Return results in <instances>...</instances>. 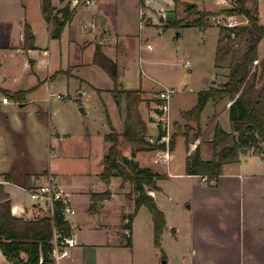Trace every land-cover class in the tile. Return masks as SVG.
<instances>
[{
	"label": "crops",
	"instance_id": "obj_1",
	"mask_svg": "<svg viewBox=\"0 0 264 264\" xmlns=\"http://www.w3.org/2000/svg\"><path fill=\"white\" fill-rule=\"evenodd\" d=\"M213 1L215 2L210 5L217 10L231 8L234 3V0ZM42 3L43 0H20L24 12L22 19L18 21L19 33L15 50L33 58L25 59L21 66L22 70L29 69L30 83L18 89L26 93L22 99L14 100L17 108H6L10 105L9 96L5 95L9 99L6 103L0 100V184L4 185V190L10 197L11 213L17 217H31L36 211L42 212V208L33 207L24 189L43 182L47 172H54L63 188L71 193L75 214L69 216L68 223L69 229L77 237V245L72 248L68 257L59 260L49 257L44 264H264V152L243 148L238 160L225 163L222 174L216 178L206 179L200 175L185 173L186 156L197 145H200L201 157L205 160L213 157L209 138L214 122H209V118L215 112L218 113L216 119L228 117L232 101L206 103L199 120L201 134H205V141L210 147L206 150L200 134L189 141V145L197 143L190 148L186 147V140L179 135L172 151H136L130 145L122 147V153L127 157L133 156L141 167L165 176L156 181L158 189L147 188V193L154 197L159 209L165 214L166 224L160 236V246L156 247L153 242L152 216L144 205L140 206L133 217L131 226L126 228L128 214L133 211L135 195L131 193L128 181L122 184L121 177H101L103 157L109 147L103 153L95 154L90 148L91 134L88 132L86 136L82 135L84 133L78 124V116L73 121H76L74 124L79 137L75 141L70 140L71 133L75 131L58 123L50 124L52 117L48 113L42 117L45 110L38 103L42 95L32 94L36 88L44 86V90L50 91L51 83L57 80L56 74L76 71L79 81L84 82L86 73L81 70L95 64L91 55L96 46L109 56L106 50L112 44V33L107 25L108 21L102 18L103 15L118 7L121 19L127 22L129 19L125 17L127 15L124 11L127 9L133 20L132 25L137 23L140 27V3L138 0H103L94 7L82 8V12L78 13V23L74 22L77 10H70L72 16L66 21L58 38L51 37L53 24L45 20ZM50 3L54 6L53 15L57 17H61L65 9H70L69 5L63 4V0H50ZM245 5L248 9H257L259 21L264 24V0H246ZM26 24L30 26L35 41L34 48L24 50L23 33ZM75 24L79 27L78 38H82L84 47L88 46L90 49L91 58L87 62H74L69 57L70 50H80L79 42L70 44L69 34ZM96 38L99 40L96 41ZM63 44L68 45L66 50L61 48ZM55 46L59 49L58 52ZM185 65L186 63L183 64L184 67ZM18 73L14 76L16 81L21 76ZM98 73L108 79L107 73ZM226 75H222L224 80L227 79ZM5 78L0 65V81ZM222 82L213 81V84ZM108 83L105 85L107 87L93 85V89L99 90V94H111L114 83ZM139 88L145 96L152 94V89L142 86ZM143 99L144 102L148 97ZM143 102L138 107L142 116L143 109L146 112L143 117L148 128L146 140L152 142L160 132V125L156 121L158 109L155 105L148 113ZM111 103L117 111L115 100ZM209 105L213 109H207ZM205 111L206 116L203 117ZM180 112L176 115L169 113L170 118L180 119ZM108 116L117 132H122L124 116L120 118L116 115L115 122L110 112ZM103 118L104 116L102 120ZM229 123L231 129V121ZM196 125L198 128L197 123ZM53 135L56 136L57 145L62 146L66 139L72 145L76 144L75 147H79L81 153L57 150L52 143ZM17 139H21L27 148L18 146ZM180 140L183 149L177 152ZM262 146L264 148L263 144ZM158 151L166 152L168 159L155 163ZM6 173L10 174L9 180L2 177ZM173 178L180 180L172 181ZM163 183L176 184L178 190L165 191ZM106 190L110 196L105 199L92 196V193H104ZM21 257L26 259L27 254L21 252ZM0 264H12L1 249Z\"/></svg>",
	"mask_w": 264,
	"mask_h": 264
},
{
	"label": "rangeland",
	"instance_id": "obj_2",
	"mask_svg": "<svg viewBox=\"0 0 264 264\" xmlns=\"http://www.w3.org/2000/svg\"><path fill=\"white\" fill-rule=\"evenodd\" d=\"M212 2L215 1L152 0L150 2L151 4L146 7L148 21L144 28H140L137 23L132 25L133 20L128 14L127 9L124 10L127 15L125 17L129 19L127 22L121 19L120 8L110 9V11L105 13L102 17L108 21L107 25L112 33V44L107 47L106 52L117 64L119 85L114 86L113 84L112 91H110L111 94H99V90L93 89V85L102 87L109 84L108 82L113 81L109 73L95 64L84 67V69L81 70L86 73V80L84 82L79 81L76 76V71H71L70 74L63 73L64 75L56 74L55 79L59 81L54 80L51 83L52 86L50 91L44 90V86L36 88L32 94V96L42 95V99L38 101L45 110L42 117L48 113V115L52 117L50 124L52 123L55 125L58 123L61 126L68 127L70 130L73 129L75 132L71 133L70 140L75 141L79 136L75 126L76 121H73V119H76V116H78V124L83 130L82 133H84L82 135L86 136V134L90 132V148L95 154H98L100 152L103 153L104 150L110 146L109 143L104 141L103 135L111 131L110 125H108L105 118L106 114L110 112L111 116L114 118V122L116 115H119L120 118L125 116L124 98H120L118 103L115 101L117 111L114 110L115 108L112 107L111 103L115 100L114 93L118 92L121 88L136 89L142 86V88L152 89L151 95L145 96V94H142V97H148L147 100L144 102L142 101L148 113H150L156 105L157 97L155 96H157V93L165 86L170 89L171 87L176 88V92L171 95L168 102L170 106L169 113L172 112V114L175 113L176 115L182 110H189L195 106L198 92L208 88L213 84V81L222 82V80H224L222 75L228 74L230 69L236 66L243 51L248 45L246 39L247 35L244 33L240 34L238 38H235L233 41L227 42L223 40L219 44L220 58L216 60V48L220 38V30L218 28L220 27V22H228L231 19L236 21L235 26H238L246 25L247 19L242 15L228 16L224 13L219 14L220 10L210 5ZM190 3L196 5L192 11H189L187 8V5ZM70 10L75 9L70 7ZM76 10L74 22L78 23L77 21H79L80 16L78 13H81L82 9L77 8ZM195 11H208L211 13V15L207 17L208 26L204 27V29L198 26L187 25L188 20L197 16ZM23 12L22 6H20V0H0V65L4 75H6L5 80L0 81V100H2L5 95L9 96L10 105L6 106V108L12 109H16L17 105L14 99L11 98V93H14L20 87L30 83L29 69L22 70V63L25 59L29 60L33 58L26 57L24 52L21 53L15 50L19 33L18 21L22 19ZM169 12L173 13L172 18L186 21L180 26L173 24L168 25L167 14ZM223 32H227V30H223ZM79 36V27L75 24L69 34V38L71 39L70 44L72 45L79 42L78 45L80 46V50H70L69 57L70 60H74V62H87L93 54L89 56L90 49L88 46L84 47L83 39L78 38ZM97 40L99 39L96 38V41ZM67 41L69 42V39ZM146 43L151 45L150 49L146 48ZM89 44L92 46L91 43ZM261 45L259 52L260 55H264V41ZM67 46V44H63L61 48L66 50ZM56 51H59L57 47ZM93 57L91 59H93ZM187 61L189 64L184 67L183 64L187 63ZM258 62L259 60L256 59L248 64V73L244 82L241 84L242 88L253 81L258 70ZM214 63L217 65V68ZM40 71L42 72V69ZM98 72L107 73L108 79L99 75ZM15 73L21 75L17 81L16 78L14 80ZM123 84L125 86H123ZM6 90H8L7 93L5 92ZM49 92L50 95H48ZM83 92H85V94L82 95ZM81 108L84 109V112L81 111ZM209 108L213 109L211 105L207 106V109ZM143 115H146L144 109ZM103 116L104 118L102 120ZM204 116H206V111L203 113V117ZM226 117H221L220 122L224 128L229 130L230 123L228 117L227 119ZM170 123L168 140L172 133H175L176 137L178 135L181 136L183 139L188 137L187 140L189 141H193L195 136L200 134L202 137L201 142L205 144V150L211 147L210 145L209 147L208 142L205 141V134L202 136L199 125L198 128H196L197 125L194 121H184L182 118H170ZM184 131H187V136L183 135ZM52 137V143H54L57 150H65L66 153H69L70 150L75 154L78 152L81 153L78 149L79 147H75L76 144L72 145L65 139L62 142V146H59L55 143L56 136L53 135ZM153 140L154 139H152V142L151 140L147 141L153 144L155 143ZM181 140L179 146L177 145V152L183 149ZM16 144L18 146L22 145L24 149L27 148L26 144H24L21 139H17ZM195 144L197 143L192 142L188 147L190 148V146ZM125 145L121 146V150ZM143 162L146 161L143 160ZM173 180L177 181L180 180V178H173L172 181ZM163 185L165 191L170 190L173 192L178 190L176 184L171 185L170 183H163ZM165 186L168 187L165 188ZM159 203H162L161 200Z\"/></svg>",
	"mask_w": 264,
	"mask_h": 264
},
{
	"label": "trees",
	"instance_id": "obj_3",
	"mask_svg": "<svg viewBox=\"0 0 264 264\" xmlns=\"http://www.w3.org/2000/svg\"><path fill=\"white\" fill-rule=\"evenodd\" d=\"M246 0H234L231 8L220 9V13L228 16L242 15L247 19L246 25L234 27L220 26V38L216 48V60L220 58L221 41H233L242 33L247 35L248 45L243 51L239 62L230 69L227 79L220 84H212L209 88L198 92L197 103L189 110L180 112V117L184 121L192 120L199 125V120L206 103L211 101L216 104L223 100L232 101L229 107V121L231 129L223 127L219 119H216L218 113L215 112L209 122H214L212 133L209 138V144L212 148V158L205 160L200 155V145H197L192 153L187 155L185 164V173L196 174L206 179H212L222 174V168L225 163L238 160V155L243 148H253L255 151L261 150L264 145V55H260L259 48L264 41V24H261L258 17L257 9H248L245 5ZM43 12L45 20L52 22L54 30L51 37L58 38L62 32L67 20L72 16L70 9H65L61 17L53 15L54 6L50 0H43ZM194 4L189 11L194 10ZM67 8V7H66ZM196 17L188 20L187 25L198 26L202 29L208 26L207 17L211 15L208 11H195ZM174 19V18H173ZM186 21V20H185ZM185 21L174 19L169 24L180 26ZM227 30V32H223ZM23 49L34 48V35L30 31V26L25 25L23 33ZM93 62L102 67L118 86V73L116 62L106 56L96 46L93 53ZM259 60L257 73L252 82L245 85L244 82L248 73V64ZM217 66V65H215ZM8 90L5 92L7 93ZM26 92L16 90L11 93L14 100L22 99ZM143 90L141 88L126 89L121 88L114 93L115 101L118 103L120 98L125 101V116L123 120L124 128L122 132L117 130L110 123L108 114L106 119L110 125L111 131L104 134V140L110 143L107 153L103 157V171L101 177L110 179L112 176L122 178V184L128 181L131 185V193L135 195L133 199V211L128 214L126 228L131 226L133 217L138 212L141 205H144L151 213L154 227L153 242L156 247L160 246V236L165 228V214L159 209L152 195L147 193V188L158 189L156 181L165 177L159 173L152 172L147 167H141L132 157H127L122 153V145H130L138 150H170L174 148L176 134L172 133L168 144L150 143L146 140L147 124L143 119L139 103L143 101ZM7 96V95H6ZM158 138L164 135V131L159 127ZM187 136V131L183 132ZM186 140L187 147L189 140ZM3 179L9 180L10 174L6 173ZM93 197L105 199L109 197V191L104 193H92ZM34 207V206H33ZM42 211V210H41ZM54 229L62 231L69 235V223L64 220L63 216L55 214L54 220L46 211H37L34 216H15L11 213L10 197L4 190V185L0 184V249L11 261L12 264H44L49 258L52 250V238ZM21 252L27 254L26 259L21 257ZM41 259V263H39Z\"/></svg>",
	"mask_w": 264,
	"mask_h": 264
},
{
	"label": "built area",
	"instance_id": "obj_4",
	"mask_svg": "<svg viewBox=\"0 0 264 264\" xmlns=\"http://www.w3.org/2000/svg\"><path fill=\"white\" fill-rule=\"evenodd\" d=\"M64 5L67 4L72 9L77 8H91L99 4L103 0H63ZM140 3L139 20L140 28H144L147 25V9L152 0H138ZM233 27L236 25V21L229 20L228 22H220V26ZM146 48L150 49L151 45L146 43ZM189 64L187 61L186 65ZM176 92V88H162L157 93V117L156 121L160 125L161 130L164 131V135L160 138L155 139L156 143L166 142L168 144V135L170 128V115H169V100L171 95ZM9 99L5 96L2 98V102L6 103ZM197 144H195L196 146ZM167 153L162 151L157 152L155 163L160 160L166 161ZM44 181L25 188V192L29 199L33 203L32 205L36 208L37 206L42 208V211H46L49 216L54 220L55 214L63 216L64 220H69L71 214H75V210L72 206V195L60 184L59 179L56 177L54 172H47L44 175ZM77 245V237L74 232H70L69 235L64 234L62 231L54 229L52 238V250L49 253V257L53 260H59L66 258L70 255L73 247ZM41 263V259H39Z\"/></svg>",
	"mask_w": 264,
	"mask_h": 264
},
{
	"label": "water",
	"instance_id": "obj_5",
	"mask_svg": "<svg viewBox=\"0 0 264 264\" xmlns=\"http://www.w3.org/2000/svg\"><path fill=\"white\" fill-rule=\"evenodd\" d=\"M193 5H194L193 3H190V4L187 5V8H190V7L193 6ZM172 15H173L172 12H169V13L167 14L168 22L174 20V19L172 18ZM19 105H22V104H19ZM81 111H84V109L81 108Z\"/></svg>",
	"mask_w": 264,
	"mask_h": 264
}]
</instances>
